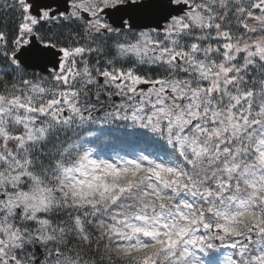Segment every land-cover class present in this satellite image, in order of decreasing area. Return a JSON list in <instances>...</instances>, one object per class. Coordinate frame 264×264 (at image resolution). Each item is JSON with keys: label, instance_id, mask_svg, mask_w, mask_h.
Wrapping results in <instances>:
<instances>
[{"label": "snow or ice", "instance_id": "obj_1", "mask_svg": "<svg viewBox=\"0 0 264 264\" xmlns=\"http://www.w3.org/2000/svg\"><path fill=\"white\" fill-rule=\"evenodd\" d=\"M0 264H264V0H0Z\"/></svg>", "mask_w": 264, "mask_h": 264}, {"label": "trees", "instance_id": "obj_2", "mask_svg": "<svg viewBox=\"0 0 264 264\" xmlns=\"http://www.w3.org/2000/svg\"><path fill=\"white\" fill-rule=\"evenodd\" d=\"M108 147H109V149H112V148H114V147H116V146L110 143ZM121 154H122V153H121Z\"/></svg>", "mask_w": 264, "mask_h": 264}]
</instances>
